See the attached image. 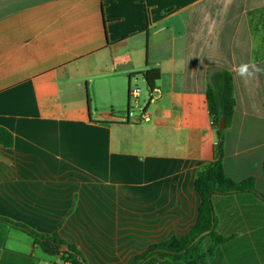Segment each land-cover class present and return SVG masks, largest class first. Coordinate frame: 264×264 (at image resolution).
I'll return each mask as SVG.
<instances>
[{
	"label": "crops",
	"instance_id": "0c3cea01",
	"mask_svg": "<svg viewBox=\"0 0 264 264\" xmlns=\"http://www.w3.org/2000/svg\"><path fill=\"white\" fill-rule=\"evenodd\" d=\"M250 62L264 68V0H0V127L14 137L0 145V217L59 234L86 264H131L189 233L195 179L217 142L214 68L235 83L224 171L264 192V74L238 75ZM147 69L161 78L136 102L133 85L146 83L131 75ZM135 104L146 118L126 117ZM213 205L227 241L205 264H264L260 200L215 195ZM0 240V252L35 264L54 257L4 222Z\"/></svg>",
	"mask_w": 264,
	"mask_h": 264
},
{
	"label": "trees",
	"instance_id": "16d2710c",
	"mask_svg": "<svg viewBox=\"0 0 264 264\" xmlns=\"http://www.w3.org/2000/svg\"><path fill=\"white\" fill-rule=\"evenodd\" d=\"M146 83L149 93H153L157 82L161 78L159 69H147L140 73ZM209 81L206 90V99L212 118V126L217 133V142L213 161L199 169L195 188L200 195L201 205L197 221L189 233L181 237L173 236L163 242L154 243L141 254L135 256L131 264H156L155 259L170 260L171 264H205L206 258L215 253L227 238L216 230L217 218L215 215L213 197L215 195L252 194L264 205V192L256 188L253 177L236 182L224 171V142L227 129L231 126L235 111V83L233 74L226 69L214 68L209 71ZM224 121L225 128H220ZM14 137L10 131L0 127V145L11 147ZM264 167V162H263ZM0 222L10 224L31 236L42 250L51 256H56L63 246L68 250L64 253L81 264H86L77 248L62 239L59 234H42L24 224L0 217ZM209 232V233H207ZM210 239V246L206 249L204 242ZM2 241L0 240V246ZM0 264H35V259L9 250L0 252Z\"/></svg>",
	"mask_w": 264,
	"mask_h": 264
},
{
	"label": "built area",
	"instance_id": "2783aa9c",
	"mask_svg": "<svg viewBox=\"0 0 264 264\" xmlns=\"http://www.w3.org/2000/svg\"><path fill=\"white\" fill-rule=\"evenodd\" d=\"M140 89L135 88L131 90L130 96L131 98L135 99V101L138 99ZM154 97V96H153ZM153 97H151V100H153ZM137 102V101H136ZM126 117L136 118L138 120L146 118V111L143 108H140V114L136 117L135 111L132 110V108H129L126 112ZM45 264H81L80 262H76L73 259L69 258L65 253L64 250H61L56 256L53 257L51 260H47Z\"/></svg>",
	"mask_w": 264,
	"mask_h": 264
},
{
	"label": "clouds",
	"instance_id": "9594fccd",
	"mask_svg": "<svg viewBox=\"0 0 264 264\" xmlns=\"http://www.w3.org/2000/svg\"><path fill=\"white\" fill-rule=\"evenodd\" d=\"M258 74H264V68L259 67L255 62H250L249 64H243L238 69V75L241 77L255 78ZM245 82H247L246 79Z\"/></svg>",
	"mask_w": 264,
	"mask_h": 264
},
{
	"label": "rangeland",
	"instance_id": "374dc122",
	"mask_svg": "<svg viewBox=\"0 0 264 264\" xmlns=\"http://www.w3.org/2000/svg\"><path fill=\"white\" fill-rule=\"evenodd\" d=\"M133 88L135 89V88H139L141 91H142V93H143V96L144 95H146L147 93H148V90H147V87H146V84H144L143 82H138L137 84L135 83L134 85H133ZM132 110L133 111H135V113L136 112H138V108H137V106H136V104L135 105H133L132 107ZM264 239V238H263ZM264 241V240H263Z\"/></svg>",
	"mask_w": 264,
	"mask_h": 264
},
{
	"label": "water",
	"instance_id": "95a60500",
	"mask_svg": "<svg viewBox=\"0 0 264 264\" xmlns=\"http://www.w3.org/2000/svg\"><path fill=\"white\" fill-rule=\"evenodd\" d=\"M220 128H222V129H224V128H225L224 121H222V122L220 123ZM207 233H209V232H207ZM62 249L66 251V250H68V246H67V245H65V246H63V247H62Z\"/></svg>",
	"mask_w": 264,
	"mask_h": 264
}]
</instances>
